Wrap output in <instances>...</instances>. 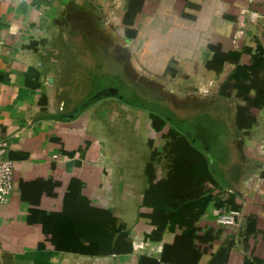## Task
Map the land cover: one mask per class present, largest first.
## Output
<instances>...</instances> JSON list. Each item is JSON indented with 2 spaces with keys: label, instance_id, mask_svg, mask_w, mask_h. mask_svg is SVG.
I'll use <instances>...</instances> for the list:
<instances>
[{
  "label": "crops",
  "instance_id": "crops-1",
  "mask_svg": "<svg viewBox=\"0 0 264 264\" xmlns=\"http://www.w3.org/2000/svg\"><path fill=\"white\" fill-rule=\"evenodd\" d=\"M129 5L0 0V139L15 169L0 264H264V0H144L132 27ZM70 38L101 43L105 60L87 65ZM213 44L241 53L225 66L242 77L231 97L213 93ZM129 71L140 103L96 84L115 74L128 88ZM151 104L165 122L154 136ZM222 194L237 229L217 222Z\"/></svg>",
  "mask_w": 264,
  "mask_h": 264
},
{
  "label": "trees",
  "instance_id": "trees-1",
  "mask_svg": "<svg viewBox=\"0 0 264 264\" xmlns=\"http://www.w3.org/2000/svg\"><path fill=\"white\" fill-rule=\"evenodd\" d=\"M143 1L144 0H129L130 5L124 15V19L123 22L126 26L132 27L134 25V20L136 19L138 12L140 10V6L143 5ZM129 27L126 28V32L128 33L130 38H134V36L136 35V31L133 29H130ZM218 44H213L210 46V51L213 53V56L211 57V59H209L206 62V68L208 70H213L215 71L218 76L221 78V80L219 81L220 85L219 87V92L218 90H213V93H219L221 95L224 96H229L231 97V93L232 90L234 88L232 82L236 77V74L234 75L232 72H229L227 74H225V66L227 64H238L241 53H237V52H229V53H224L222 52V50L217 46ZM263 53V50L260 48L259 49V54L261 55ZM262 59L261 56L255 59V62L253 63V65L257 64L261 65L262 63ZM249 70L252 71V74L255 75L256 74V70L254 67L250 68ZM223 78V79H222ZM245 78V76H244ZM241 81L242 82V77L241 78H237L236 83ZM264 84V83H263ZM264 87V85H263ZM241 89V88H240ZM242 90V89H241ZM245 93H248L247 90H245ZM259 94V92H258ZM40 104L41 106H45L47 104V95L42 96L41 100H40ZM148 108L152 109L151 111V117L149 118V124L152 126L151 127V135L154 136V134L158 131H160L165 122L158 116L155 115V113L160 110L157 109V107H153L152 104L149 106ZM261 108V107H258ZM243 111H250V105H248L246 108L243 109ZM160 112V111H159ZM83 127V126H82ZM152 148H154V138H152ZM231 202V201H229ZM228 202V204H229ZM224 204V203H223ZM233 205V204H232ZM233 209V208H232Z\"/></svg>",
  "mask_w": 264,
  "mask_h": 264
},
{
  "label": "flooded vegetation",
  "instance_id": "flooded-vegetation-1",
  "mask_svg": "<svg viewBox=\"0 0 264 264\" xmlns=\"http://www.w3.org/2000/svg\"><path fill=\"white\" fill-rule=\"evenodd\" d=\"M65 45L67 49L75 50L74 55L80 58V60H82L87 65L92 64L93 61H95L96 63L97 61L100 62L99 60H102V59L105 60L104 58L100 57V56H104L103 54L104 52L102 51V48H100L103 46L99 42H96V41L92 42L90 40L86 42L84 40L79 42L78 40H76V38H70L69 40L65 42ZM114 51H117V50H114ZM93 53H96V54H93ZM114 53L117 54V52H114ZM107 59L109 61V64H108L110 66L109 68L112 69L114 73H116L117 66H118L116 58L111 59L109 56H107ZM112 77H113L112 79L108 80L107 82L106 81L104 82L103 79H101L100 77L98 78L97 76L98 79L96 81V84L99 86L101 90H103L102 92H104L105 90V91L119 94V96H121L119 88L114 89L116 88L115 83L118 84V78L116 77L115 74ZM125 78L127 80L128 89L132 92V95L129 98V100H133L137 98L141 99L144 97V96L142 97V95H146V94H143V89L140 88L141 82L137 80V77L134 73L129 71L127 75L125 76ZM132 90L137 91L138 95ZM153 96H154V93L147 95L146 96L147 100H149V98H152Z\"/></svg>",
  "mask_w": 264,
  "mask_h": 264
},
{
  "label": "built area",
  "instance_id": "built-area-1",
  "mask_svg": "<svg viewBox=\"0 0 264 264\" xmlns=\"http://www.w3.org/2000/svg\"><path fill=\"white\" fill-rule=\"evenodd\" d=\"M10 141L0 139V205L7 203L14 188V162L9 158ZM224 209L217 217V222L223 226L239 228L243 212L239 209H232L228 205L227 195H221Z\"/></svg>",
  "mask_w": 264,
  "mask_h": 264
},
{
  "label": "rangeland",
  "instance_id": "rangeland-1",
  "mask_svg": "<svg viewBox=\"0 0 264 264\" xmlns=\"http://www.w3.org/2000/svg\"><path fill=\"white\" fill-rule=\"evenodd\" d=\"M170 73H171V69H168L167 70V73H164V74H154V76L155 77H157V78H155V80H153V82L157 85V84H159V85H161L162 86V84L160 83V82H162V81H166V82H169V78H170ZM183 77H185L184 75H183ZM179 82H181V80H184L181 76H179ZM223 79V78H222ZM220 80H221V78H220ZM219 80V81H220ZM152 81V80H151ZM185 83V82H184ZM183 83V84H184ZM168 84V83H167ZM115 85H116V88H114V89H117V88H119V91H120V94H121V96H123L124 98H127V99H129L130 97H131V95H132V92L126 87V86H124L123 85V83H121V82H119L118 81V84L117 83H115ZM133 86V85H132ZM168 87H169V85H167ZM181 87H177L178 88V90H182V91H184V89L182 88L183 86L182 85H180ZM133 92H135L137 95H138V93H137V91H135V90H132ZM167 91H168V89H167ZM100 94H102V93H98L97 95H92L91 96V98L93 97V98H95V97H98V96H100ZM120 96V97H121ZM171 96V95H170ZM132 101H134V102H138V103H140L141 101H139L138 99H133ZM153 101V100H152ZM151 102V101H150ZM152 106L153 107H158V106H155V105H153L152 104ZM159 109H161V108H159ZM180 113H182V111L180 112Z\"/></svg>",
  "mask_w": 264,
  "mask_h": 264
}]
</instances>
